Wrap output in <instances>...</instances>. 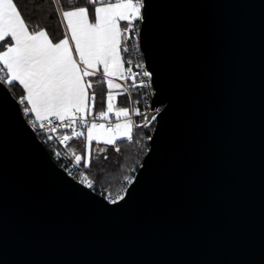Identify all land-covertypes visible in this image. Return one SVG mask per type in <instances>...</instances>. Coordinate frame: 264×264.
<instances>
[{"label": "water", "instance_id": "obj_1", "mask_svg": "<svg viewBox=\"0 0 264 264\" xmlns=\"http://www.w3.org/2000/svg\"><path fill=\"white\" fill-rule=\"evenodd\" d=\"M158 108L115 204L0 83V264H264V0H144Z\"/></svg>", "mask_w": 264, "mask_h": 264}, {"label": "snow or ice", "instance_id": "obj_2", "mask_svg": "<svg viewBox=\"0 0 264 264\" xmlns=\"http://www.w3.org/2000/svg\"><path fill=\"white\" fill-rule=\"evenodd\" d=\"M53 2L60 5L57 12L62 38L50 37L46 28L30 26L15 0H0V83L22 88L18 102L24 105L26 115L34 116L30 121L34 128L38 125L50 133L71 129V135L59 137L62 145L74 137L84 138V151L72 155L77 165L88 168L94 142L113 146L120 152L118 142L133 139L131 110L117 108L115 103L117 96L127 89L116 80H130L133 87H147L144 80L137 84V77L142 75L150 80L152 76L143 64L135 65L142 70L139 73L132 66L126 68L125 64L131 65V61H125L121 55L127 51L123 47L126 33L134 28L135 21L143 20L145 4L144 0H84V6L76 0H67V4L62 0ZM121 22L127 25L123 29ZM98 74L107 86L106 97L100 98L101 105L106 101V110L94 114L97 94L90 78ZM121 89L123 92L118 91ZM134 111L141 115L138 108ZM123 179L132 184L134 178ZM81 182L93 187V181L87 177ZM123 198L117 196L111 202L115 204Z\"/></svg>", "mask_w": 264, "mask_h": 264}, {"label": "trees", "instance_id": "obj_3", "mask_svg": "<svg viewBox=\"0 0 264 264\" xmlns=\"http://www.w3.org/2000/svg\"><path fill=\"white\" fill-rule=\"evenodd\" d=\"M18 3L22 15L25 17L26 22L30 26H36L46 28L48 30L50 37L52 38H62L63 28L61 25V20L57 12V8L60 5H56L53 0H15ZM62 3L67 4V0H62ZM79 6H84V0H76ZM91 12V8H90ZM123 28H125L126 22H123ZM133 57V54H128L122 51V57L125 61L129 57ZM141 58H133L131 65L125 64V67L139 64ZM93 80L94 87L93 91L97 94V102L94 108V113H98L104 110L106 107V101L101 105V96L106 97L107 86L103 82V78L100 75L97 77L90 78ZM99 81V82H97ZM131 95L134 100L140 102V109L145 108L144 100L142 98V90L139 87H133L130 80H126ZM11 93L19 100V97L23 94L22 88L19 85L9 86ZM123 92V89H121ZM118 106L128 107L130 106V97L127 92L123 95L118 96L117 100ZM22 109L24 105H21ZM27 120L32 119L31 114L26 115ZM154 124L151 123L148 126L138 128L133 131L132 141L121 140L118 142L120 152H116L115 148L110 145H105L100 143L99 145L93 143V155L92 164L90 167L85 168L86 173L93 181L92 189L102 195H115L123 187L124 176H132L131 170L133 168H138L141 164L144 156L149 149V137H151L152 131L154 129ZM85 130V129H81ZM86 131V130H85ZM58 135H71V129H59ZM39 137L43 140L50 156L55 157V154L60 151V147L54 139L49 140L48 137L39 134ZM84 138L74 137L68 143V149L70 152H75L76 154H81L84 151ZM105 149L104 152L98 151V149ZM106 157V158H105Z\"/></svg>", "mask_w": 264, "mask_h": 264}, {"label": "built area", "instance_id": "obj_4", "mask_svg": "<svg viewBox=\"0 0 264 264\" xmlns=\"http://www.w3.org/2000/svg\"><path fill=\"white\" fill-rule=\"evenodd\" d=\"M141 25H142V20H138L134 22V28L130 29L127 33H126V39L123 41V47L127 48L126 53L128 54H133V57H129L127 59V61H131L133 60V58L135 57H140L142 60L139 64H143L144 65V70H148L145 61H144V56L143 53L141 51V47H140V31H141ZM133 71L134 72H141L142 70L139 68H136L135 66L133 67ZM139 80H144L145 84L148 85L147 87H139L142 90V98L144 100V104H145V108L140 109V102L136 101L133 99L132 95H131V91L128 87V85L126 84V80H119L117 79L116 81H118L120 84H122L124 86V89H127V93L130 97V106L129 109L131 110V119L133 121V125H134V130L141 128V127H145L148 126L151 123H155V120H152V117L156 116L159 112V109L156 107H152L151 103H152V99L154 96V86L152 83V78H147V77H143L138 76L137 77V84L139 83ZM139 109L141 115H136L135 114V109ZM24 113V111H23ZM95 114V113H94ZM25 116V113H24ZM112 122L114 123L115 118L112 117ZM34 120V118L27 120V122L29 123V125L31 126V128L38 134L44 135V137H49L52 136L53 139L57 142V144L60 147V151L57 152L59 153V155H57V153L55 154V157L52 158L60 167H62L66 173L69 176H73L75 179H77L78 181H82L85 177H87L89 180L90 177L88 176V174L86 173L84 167L82 165H77L74 159V156L72 155V152L69 151L68 149V143L67 145H62L59 143V137L62 135H58V131L56 133H50L48 132L46 129H40L39 126L37 125L35 128L33 127L32 123H30V121ZM149 121H151V123H149ZM57 123V122H54ZM77 130H81V129H77ZM40 138V137H39ZM41 139V138H40ZM42 140V139H41ZM43 141V140H42ZM136 172V171H135ZM134 172V174H135ZM134 174L132 177H134ZM92 181V180H91ZM85 185H87L86 183H83ZM129 186V184L125 181L123 184V187L120 191H118L115 195H104L109 201H112L113 199H116L117 196H123L125 194V191L127 189V187Z\"/></svg>", "mask_w": 264, "mask_h": 264}, {"label": "rangeland", "instance_id": "obj_5", "mask_svg": "<svg viewBox=\"0 0 264 264\" xmlns=\"http://www.w3.org/2000/svg\"><path fill=\"white\" fill-rule=\"evenodd\" d=\"M116 82H117V81H116ZM117 83H118V82H117ZM118 91H121V90H118ZM117 100H118V96H117V99H116V102H115V103H116V107L119 108L120 106H118ZM104 110H106V107H105ZM114 123H115V121H114ZM133 131H134V128H133ZM102 144H103V143H102ZM137 169H138V168H137ZM137 169H136V168H133V169L131 170V171H132V172H131V175L134 174V172H135ZM132 176H133V175H132ZM124 182H125V180H124ZM124 182H123V184H124Z\"/></svg>", "mask_w": 264, "mask_h": 264}, {"label": "crops", "instance_id": "obj_6", "mask_svg": "<svg viewBox=\"0 0 264 264\" xmlns=\"http://www.w3.org/2000/svg\"><path fill=\"white\" fill-rule=\"evenodd\" d=\"M123 22H121V28L123 29ZM121 55H122V53H121ZM99 75V74H98ZM118 82V81H117ZM119 83V82H118ZM33 118H34V116L33 115H31Z\"/></svg>", "mask_w": 264, "mask_h": 264}]
</instances>
